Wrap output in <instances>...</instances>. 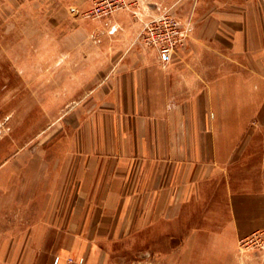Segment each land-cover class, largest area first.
<instances>
[{"label":"crops","instance_id":"obj_1","mask_svg":"<svg viewBox=\"0 0 264 264\" xmlns=\"http://www.w3.org/2000/svg\"><path fill=\"white\" fill-rule=\"evenodd\" d=\"M249 5L264 12V0ZM258 13L225 14L242 23L237 40L211 31L169 64L138 41L132 16L109 17L110 32L100 24L96 47L80 51L97 56L80 67L96 72L94 106L50 129L33 178H0V264H109V247L155 223L177 247L166 264H241L239 240L264 231V65L201 56L209 47L232 59L247 38L264 51Z\"/></svg>","mask_w":264,"mask_h":264},{"label":"rangeland","instance_id":"obj_2","mask_svg":"<svg viewBox=\"0 0 264 264\" xmlns=\"http://www.w3.org/2000/svg\"><path fill=\"white\" fill-rule=\"evenodd\" d=\"M250 1L125 0L124 7L110 16L95 18L90 15L95 0H0V178H33L34 158L48 160L50 129L54 134V128L72 118V124L79 122L80 115L76 114L94 106L87 97L94 88L86 83L96 72L80 67L90 59L95 62L97 56L80 51L82 46L96 47V36L103 31L100 24H106L110 32L109 24L103 23L109 17L121 11L139 21L138 41L147 49L153 48L146 46L141 37L151 20L165 16L179 21L184 36L173 52L172 62L179 50L191 48L192 42L200 40L202 46L208 45L209 32H231L232 27L242 24L225 23V14L230 18L246 16L251 8L264 14L262 9L248 6ZM209 15L216 16L217 22L208 21ZM243 25L253 34L251 27L255 24ZM231 33L230 37L237 40ZM241 41L246 45L239 52L233 43L232 59L223 53L210 54L207 47L201 61H231L233 67L242 64L250 69H256L258 63L262 67L264 51L253 46L256 40ZM257 138L264 140V135ZM162 230V225L155 223L116 241L108 248L109 264H166L161 261L162 255L176 253L177 247L165 245ZM237 255L241 264L252 258L253 262H263L264 231L241 238Z\"/></svg>","mask_w":264,"mask_h":264},{"label":"built area","instance_id":"obj_3","mask_svg":"<svg viewBox=\"0 0 264 264\" xmlns=\"http://www.w3.org/2000/svg\"><path fill=\"white\" fill-rule=\"evenodd\" d=\"M124 5L125 0H95L90 15L95 18L107 17L123 8ZM183 36L184 32L180 28V22L163 16L151 20L141 38L146 46L157 50L160 61L167 64Z\"/></svg>","mask_w":264,"mask_h":264}]
</instances>
